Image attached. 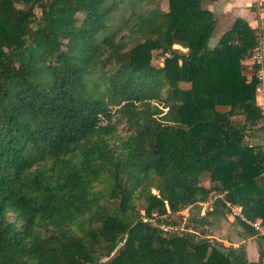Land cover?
<instances>
[{
	"label": "trees",
	"instance_id": "1",
	"mask_svg": "<svg viewBox=\"0 0 264 264\" xmlns=\"http://www.w3.org/2000/svg\"><path fill=\"white\" fill-rule=\"evenodd\" d=\"M214 1L0 0V264H248L171 218L221 194L264 224L256 35L208 48Z\"/></svg>",
	"mask_w": 264,
	"mask_h": 264
},
{
	"label": "crops",
	"instance_id": "2",
	"mask_svg": "<svg viewBox=\"0 0 264 264\" xmlns=\"http://www.w3.org/2000/svg\"><path fill=\"white\" fill-rule=\"evenodd\" d=\"M202 8L208 10L216 19V25L212 34L213 36L215 35V43L218 38L231 27L235 19L243 20L246 25L255 32L258 39V46L261 50L262 66L264 68V0H259V4L251 3V0H216L214 2H205ZM242 65L245 68V76L248 80L252 76L253 68L249 65L247 59L242 62ZM243 143L249 146H257L264 151V134L262 132L250 131L247 137L244 138ZM260 180L264 185L261 177ZM217 197H219V195H217ZM210 204L214 208L205 214L206 217L214 213H218L223 217L220 232H222V234L225 231L230 233L233 230L236 233L237 236L234 235L233 238L231 236L229 238L232 241L234 240L233 246L237 245L244 248L246 262L248 264H264V258H259V253L262 252L264 254V238L246 232V230L240 226L238 220L228 216L227 210L224 207L222 208L225 214L221 213L222 208L218 206L215 207L213 202ZM232 206L237 208L241 214V209L238 206Z\"/></svg>",
	"mask_w": 264,
	"mask_h": 264
},
{
	"label": "rangeland",
	"instance_id": "3",
	"mask_svg": "<svg viewBox=\"0 0 264 264\" xmlns=\"http://www.w3.org/2000/svg\"><path fill=\"white\" fill-rule=\"evenodd\" d=\"M154 5H158L160 9H165L166 8V2L165 0H153V2L151 3V6ZM204 5V3L202 4ZM34 14L36 15V17L39 16V11L37 9H34ZM80 18V16H79ZM123 35H120L119 39L122 38ZM214 38L215 35L211 36V38L208 41V48H211L212 46H214L215 42H214ZM172 49H176L177 51L184 53L185 49H182L181 47L174 45L172 46ZM158 52L153 51L151 53V60H150V64L154 67H160L162 65V58L158 57L157 54ZM179 87L181 89H186L188 88V84H179ZM240 118H234V120H238ZM117 132L119 133V135H124L126 133V128L124 125H120L117 129ZM246 142V141H245ZM199 183L202 187L207 188L209 187V175L207 173H204L201 175ZM151 193L156 194V192L154 190H151ZM210 198L203 203H198L197 206L189 208V209H184L183 211H180L179 213H177L176 215L171 216V218L174 221H177L178 224L177 226L173 229V230H181L183 225H188V219L190 217L193 218H198L203 216L204 220H205V225L198 227L200 230L205 231L207 237L209 239H212L213 241L216 242H220L224 247H237L233 246L234 244V240L232 241L229 237L231 236L232 238L236 235V233L232 230H230L231 232H227L225 231L223 234L222 232H220L221 230V221L223 220L222 216L218 213H214L213 215H209L206 217V213L209 212L210 210H212L214 207L210 204L212 203L215 199L221 197L222 195L220 194L219 197H217V195L215 194H210ZM219 198V199H221ZM221 208V207H220ZM220 210V209H219ZM221 213L225 214V211L223 210V208L221 209ZM140 214H142L140 212ZM180 219V220H179ZM164 231L166 230H170L171 228H167V227H161ZM240 230H242L241 228H239ZM229 235V236H227ZM216 238V239H213ZM239 240V239H238ZM237 244V243H235Z\"/></svg>",
	"mask_w": 264,
	"mask_h": 264
},
{
	"label": "built area",
	"instance_id": "4",
	"mask_svg": "<svg viewBox=\"0 0 264 264\" xmlns=\"http://www.w3.org/2000/svg\"><path fill=\"white\" fill-rule=\"evenodd\" d=\"M251 3L259 4V0H251ZM249 65L253 68L252 76L254 77L256 84L254 87V100L255 106L259 112V118L253 127L254 131L262 132L264 134V68L262 66L261 50L258 46V39L256 37V46L253 48L250 57L247 59ZM264 182V161L260 174ZM221 198V197H219ZM224 208L227 210L228 216L232 219L238 220L240 223L246 225L251 229L255 236L264 238V224L261 220L249 221L245 219L237 208H234L226 201H222Z\"/></svg>",
	"mask_w": 264,
	"mask_h": 264
}]
</instances>
